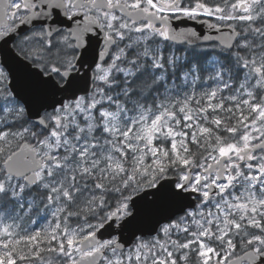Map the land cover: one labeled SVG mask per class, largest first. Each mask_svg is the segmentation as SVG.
Segmentation results:
<instances>
[{
    "label": "snow or ice",
    "instance_id": "1",
    "mask_svg": "<svg viewBox=\"0 0 264 264\" xmlns=\"http://www.w3.org/2000/svg\"><path fill=\"white\" fill-rule=\"evenodd\" d=\"M0 264H264V0H0Z\"/></svg>",
    "mask_w": 264,
    "mask_h": 264
}]
</instances>
